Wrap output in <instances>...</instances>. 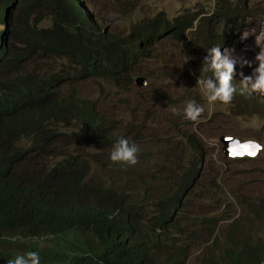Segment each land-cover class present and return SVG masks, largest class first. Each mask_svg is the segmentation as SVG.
I'll use <instances>...</instances> for the list:
<instances>
[{"label":"trees","instance_id":"1","mask_svg":"<svg viewBox=\"0 0 264 264\" xmlns=\"http://www.w3.org/2000/svg\"><path fill=\"white\" fill-rule=\"evenodd\" d=\"M246 16V8L226 2L210 16L169 19L161 11L121 35L101 29L82 0H0L7 26L0 31V261L36 251L40 264H185L195 243L203 247L190 264H264V197L243 202V211L221 226L218 217L205 218L203 235L186 230L178 214L189 204L202 146L193 142L186 165L164 183L137 184L139 172L110 159L125 137L73 83L118 81L154 39L181 41L192 28L185 47L200 46L204 57L213 44L226 45V28ZM212 17L218 28L210 26ZM197 67L203 77L204 67ZM249 99L235 110H264ZM93 146L102 151H87ZM56 153L62 156L56 163L36 164Z\"/></svg>","mask_w":264,"mask_h":264},{"label":"rangeland","instance_id":"2","mask_svg":"<svg viewBox=\"0 0 264 264\" xmlns=\"http://www.w3.org/2000/svg\"><path fill=\"white\" fill-rule=\"evenodd\" d=\"M82 2L100 28L121 35L128 34L137 22L154 17L161 11L167 18L172 19L178 15L210 16L217 4L225 2L231 6L246 8L250 16L239 18L226 28V45L213 44L219 46L221 51L233 50L234 55L244 56L252 62L251 67L245 66L241 69L239 65L236 66L232 83L237 90H240L238 87L242 88V77L239 73L243 71L245 75L251 74L258 66L254 57L259 52V47H264V0ZM217 25L219 24L216 17H212L210 26ZM194 29L186 32L185 41L177 40L171 35L154 39L149 47H146L147 53L141 55L130 71L122 74L118 81L90 77L73 83L80 96L96 101L100 111L107 121L111 122L119 136H124L139 148L138 163L123 166L124 169L139 172L137 184L142 180H151L157 185L164 183V179L177 172L178 165H186L194 150L193 142L202 146L204 153L201 160L196 159L197 165H200L197 181L185 196L189 204L182 208V226L186 230L194 229L196 233L203 235L208 223L205 218L214 216L216 220L218 217L219 223L216 227L221 226L243 211V202L257 201L264 197V110L239 113L235 108L243 97H239L238 93L235 94L236 98H233L234 102L229 104L220 101L208 102L202 88L196 84L200 76L197 66L206 67L204 62L208 50L206 49V55L200 58L197 55L198 52L200 54V46L190 50L185 47V43L190 40V32L195 31ZM3 30L5 26L0 24V31ZM58 59V62L67 63L65 59ZM56 68L59 70L60 66L57 65ZM202 72V76L213 75L211 71ZM129 76L131 83L126 82ZM139 76L146 78L145 84L137 85L136 78ZM250 93L251 98L253 97L248 100L250 104L264 106V94L252 91ZM188 101H195L204 108L196 122L184 117L182 110ZM172 108L179 109V114H174ZM224 134L236 136L241 140H257L261 148L254 156H225L219 141V137ZM69 145L71 147L67 150L74 151L76 145ZM87 151L95 153L102 150L93 146ZM61 157L57 153L56 156L51 154L39 158L36 164L51 165ZM100 165L102 164L94 163L92 169L97 167L96 171L105 172V168L102 170ZM161 167L164 170H161L158 177V169ZM114 172L121 173V170L117 168ZM152 174H155L154 179ZM144 187L145 185L143 194ZM151 190L147 193H157ZM199 220H204L205 224ZM202 247L199 244H190L191 257L195 259Z\"/></svg>","mask_w":264,"mask_h":264},{"label":"clouds","instance_id":"3","mask_svg":"<svg viewBox=\"0 0 264 264\" xmlns=\"http://www.w3.org/2000/svg\"><path fill=\"white\" fill-rule=\"evenodd\" d=\"M0 24L5 26V30L7 29L6 24ZM185 40L186 37L184 41ZM146 47H149V45ZM259 48V52L254 57L255 61L258 62V66L255 67L249 75H245L243 71L239 73L242 77V88L238 87L240 90H237L236 86L232 83L236 74V66L239 65L240 68L243 69L245 66L251 67L252 62L244 56L234 55L233 50L229 51L224 49L221 51L219 46H213L208 49V55H206L204 62L206 67L203 68V71L205 73L211 71L213 75L211 77L199 76L196 84L202 88L209 103L220 101L223 104H229L233 100L236 93H238L239 97H243L244 99L250 97L249 100L253 99V97L251 98L250 91L264 94V47ZM137 78L145 77L139 76ZM235 82L240 83L238 80H235ZM171 111L174 114H179L180 112L177 108H172ZM182 111L186 119L196 122L204 112V108L198 105L195 101H188ZM224 135L219 137V141L222 143V150L224 143L220 140V138ZM257 150H259V145H257ZM138 153L139 148L135 143H130L128 139L121 137L114 143L110 152V159L115 163H124L132 166L138 163ZM198 168H200L199 164ZM178 216H181L180 218L182 219V214H178ZM189 255L190 256L185 264H190L192 254L190 253ZM0 264H40V255L36 251H28L24 254L16 255L11 259L4 258L3 261H0Z\"/></svg>","mask_w":264,"mask_h":264},{"label":"water","instance_id":"4","mask_svg":"<svg viewBox=\"0 0 264 264\" xmlns=\"http://www.w3.org/2000/svg\"><path fill=\"white\" fill-rule=\"evenodd\" d=\"M137 83L138 85L145 84L146 79L137 78ZM220 140L224 143L223 151L226 156H243V155L254 156L259 151L257 150V145H259V149L261 148V145L256 140L253 139L240 140L233 135H224L220 138ZM250 153H254V155Z\"/></svg>","mask_w":264,"mask_h":264},{"label":"snow or ice","instance_id":"5","mask_svg":"<svg viewBox=\"0 0 264 264\" xmlns=\"http://www.w3.org/2000/svg\"><path fill=\"white\" fill-rule=\"evenodd\" d=\"M250 154H254V153H250Z\"/></svg>","mask_w":264,"mask_h":264}]
</instances>
